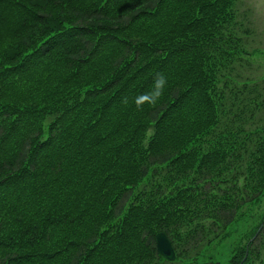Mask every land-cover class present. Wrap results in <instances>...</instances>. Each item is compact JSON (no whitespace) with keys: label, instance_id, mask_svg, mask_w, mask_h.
<instances>
[{"label":"trees","instance_id":"trees-1","mask_svg":"<svg viewBox=\"0 0 264 264\" xmlns=\"http://www.w3.org/2000/svg\"><path fill=\"white\" fill-rule=\"evenodd\" d=\"M237 1L0 0V264H264Z\"/></svg>","mask_w":264,"mask_h":264},{"label":"rangeland","instance_id":"rangeland-1","mask_svg":"<svg viewBox=\"0 0 264 264\" xmlns=\"http://www.w3.org/2000/svg\"><path fill=\"white\" fill-rule=\"evenodd\" d=\"M237 18L243 27L249 28L248 50H257V52L247 55L249 62L241 69L244 77L261 80L264 77V0H238L236 4ZM249 207V208H248ZM264 212V202L260 205L246 206L243 209L244 217L235 226L231 228L232 236L225 240L222 250H226L227 243L233 240H239L238 235L247 232L248 221L258 220ZM245 216H250L245 219ZM253 223V221H252ZM255 223H253L254 225ZM239 233V234H238ZM220 247H216V251ZM228 253V252H227ZM226 253V254H227Z\"/></svg>","mask_w":264,"mask_h":264},{"label":"water","instance_id":"water-1","mask_svg":"<svg viewBox=\"0 0 264 264\" xmlns=\"http://www.w3.org/2000/svg\"><path fill=\"white\" fill-rule=\"evenodd\" d=\"M155 239L157 251L159 252V254L164 256L166 259H174V251L166 235L163 232H159L156 234Z\"/></svg>","mask_w":264,"mask_h":264},{"label":"clouds","instance_id":"clouds-1","mask_svg":"<svg viewBox=\"0 0 264 264\" xmlns=\"http://www.w3.org/2000/svg\"><path fill=\"white\" fill-rule=\"evenodd\" d=\"M156 91L152 94V98L154 99L156 96L159 95V90L160 88L163 86L164 84V78L161 76V77H158L157 80H156Z\"/></svg>","mask_w":264,"mask_h":264}]
</instances>
